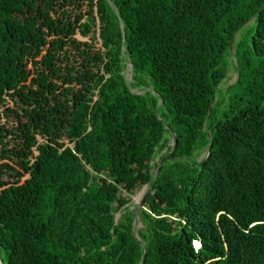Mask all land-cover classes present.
Returning <instances> with one entry per match:
<instances>
[{
    "label": "trees",
    "instance_id": "trees-1",
    "mask_svg": "<svg viewBox=\"0 0 264 264\" xmlns=\"http://www.w3.org/2000/svg\"><path fill=\"white\" fill-rule=\"evenodd\" d=\"M143 260L264 264V0H0V264Z\"/></svg>",
    "mask_w": 264,
    "mask_h": 264
},
{
    "label": "rangeland",
    "instance_id": "rangeland-1",
    "mask_svg": "<svg viewBox=\"0 0 264 264\" xmlns=\"http://www.w3.org/2000/svg\"><path fill=\"white\" fill-rule=\"evenodd\" d=\"M96 51H101L103 53V55L106 53V51L104 49H101V46L98 45L97 46V49ZM124 70H123V75L125 77V80L128 82V83H131L133 82V67L130 63L129 60H126L124 61ZM105 68H104V65H102V67L100 68V70L96 71V73H99L101 72L100 74H104ZM238 78V75H237V72L236 70L234 69V67H232L230 69V72H229V75H228V78L227 80L225 81L224 83V86L223 87H226V88H229L230 86H232L234 84V82L237 80ZM135 93H142L140 92L139 90H134ZM98 94V90L95 91V95ZM242 94V90L240 89H232L229 91L228 93V100L231 99V98H235L236 96H240ZM94 99H96V96H94ZM13 105L11 104V107ZM63 142L67 145V146H70V147H74V144H71L70 141L68 139H64ZM206 153L205 152H202L201 155L197 156V160L198 161H201L204 157H205ZM161 160V157L159 156L156 160V162H159ZM157 168L155 167V170ZM149 191L148 187H144L142 188L138 193H136L134 196L131 197V203L128 205V207L132 209H134V206L137 205L138 202H140L146 195V193ZM121 217V214L120 213H117L116 214V220H119ZM138 227L139 228H143V224L140 222V220L138 219ZM199 248V245L196 244L195 245V249L197 250Z\"/></svg>",
    "mask_w": 264,
    "mask_h": 264
},
{
    "label": "water",
    "instance_id": "water-1",
    "mask_svg": "<svg viewBox=\"0 0 264 264\" xmlns=\"http://www.w3.org/2000/svg\"><path fill=\"white\" fill-rule=\"evenodd\" d=\"M232 52H233V43H232V46H231V49H230V53H231V54H232ZM214 102H215V99L212 100V106H211V108H210V113H209V115L212 114V110H213ZM160 170H161V165H160V169H159L158 173L160 172ZM150 191H151V189H149V191L146 193L145 197H144L140 202L137 203V209H136L135 218H134V222H133V234H134L138 239H139V237L137 236V229L139 228V227H138V219H139V218H138V215H139L141 209L144 208L145 200H146L147 196L150 194ZM144 247H145V246L143 245V248H144ZM142 264H145V260H143Z\"/></svg>",
    "mask_w": 264,
    "mask_h": 264
}]
</instances>
